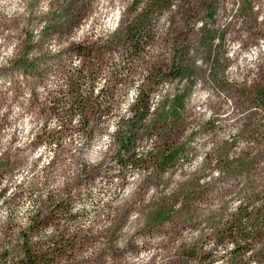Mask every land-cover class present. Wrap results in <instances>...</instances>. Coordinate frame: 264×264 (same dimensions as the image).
I'll return each mask as SVG.
<instances>
[{
	"label": "rangeland",
	"instance_id": "374dc122",
	"mask_svg": "<svg viewBox=\"0 0 264 264\" xmlns=\"http://www.w3.org/2000/svg\"><path fill=\"white\" fill-rule=\"evenodd\" d=\"M137 2L0 0V264H264V219L227 234L264 213V0H162L135 54ZM173 57L120 165L136 90ZM79 68L94 94L126 81L67 130L51 99Z\"/></svg>",
	"mask_w": 264,
	"mask_h": 264
},
{
	"label": "trees",
	"instance_id": "16d2710c",
	"mask_svg": "<svg viewBox=\"0 0 264 264\" xmlns=\"http://www.w3.org/2000/svg\"><path fill=\"white\" fill-rule=\"evenodd\" d=\"M138 4L144 5L142 11L137 15L135 23L129 27L126 33L127 44L126 47H130L131 51L135 54L140 49L142 43L143 36L147 31V26L151 20V13L153 10L157 9L162 0H138ZM178 61L176 57H173L172 62L165 68H155L149 70L145 74V80L139 84V88L136 90L135 98L133 100L132 105L130 106V116L131 119L125 126V131L123 134H117V142L119 145V153L120 158H118L119 164L125 166L130 165L138 168L139 164H136L138 160L141 158V154H138L135 151H131L129 144L134 138L135 133H138L139 127L138 125L143 124L150 114V96L149 94H145V92L150 91L146 90L145 87L147 84H151V86L158 81H164L165 78L175 80L181 76L182 67L178 65ZM66 82L64 84V88L61 87L59 92L56 94L59 96H55L53 101L51 111L57 118V120L61 124V128L70 130L72 117L75 115L76 111L80 112L82 122L84 121L83 117L88 114L100 113L107 114L108 106L106 103L102 102L103 98H109L113 96L114 91L117 89L118 85H124L125 79L121 76L119 71L109 72L108 78H104L105 82L100 87L97 88V93L94 94L95 89V76L88 72V69H76L71 72L67 77ZM149 87V86H148ZM101 101H98L100 100ZM84 115V116H83ZM45 146L52 145V143L56 142L55 135L47 136L44 140ZM131 151V152H129ZM125 153H130L128 156L126 155L125 162L123 161V157ZM134 158V159H133ZM135 161V162H134ZM256 218V219H255ZM244 219V220H242ZM259 219H264V213L262 211H254L250 210L247 207L244 209L239 207L237 220L233 221L228 225V235H232L233 232L232 226L234 223H237V229H239L240 238L247 239L249 234L252 232L251 226H255V223H258ZM257 229V228H256ZM26 260L36 263L37 257L28 250L25 253L24 257ZM40 261V259H39ZM32 263V264H33ZM230 264H237L234 260L230 262ZM256 264V263H255ZM259 264V263H257Z\"/></svg>",
	"mask_w": 264,
	"mask_h": 264
}]
</instances>
